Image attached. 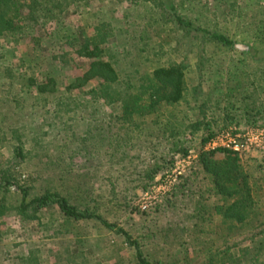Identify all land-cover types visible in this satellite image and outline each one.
<instances>
[{
  "label": "trees",
  "instance_id": "16d2710c",
  "mask_svg": "<svg viewBox=\"0 0 264 264\" xmlns=\"http://www.w3.org/2000/svg\"><path fill=\"white\" fill-rule=\"evenodd\" d=\"M90 1L0 0V71L6 79H16V89L42 110L41 126L36 130H25L22 123L8 126L0 119V137L9 138L11 150L0 161V219L12 212L18 221L29 222L32 231L74 237L75 250H67L69 253L83 252L85 245L78 233L95 226L122 238L132 254L127 264H167L149 259L143 252L150 239H160L157 230L162 228L147 227L136 239L114 217L126 206V193L135 178L145 188L162 167L159 163L166 162L167 153L185 155L189 151L186 127L201 129L194 164L179 185L183 199L193 204L186 216L203 222L217 217L213 228L217 236L225 239L246 231L249 243L237 246L236 253L225 246L200 264H264V229H259L257 238L254 232L259 221H264V172L259 165H243L231 149H204L213 134L210 122L204 117L191 121L184 109L195 93V88L188 92L186 83L191 63L201 82L205 63L212 60L205 54L207 45L244 55L254 48L239 49L227 35L191 18L182 11L184 0H104L123 8L145 7L148 13L145 32L131 36L134 52L124 47L116 53L112 46L123 42L117 41L119 35L113 32L111 21L94 14L95 21L89 23L84 17ZM259 1L264 14V0ZM254 26L253 39L262 43L263 15ZM60 67L79 72L67 79V74H55L54 69ZM78 120L87 121L81 138L88 135L92 141L97 137L106 141L119 161V168H112L98 188L94 165L89 171L79 164L94 143L82 140L71 145ZM91 121L97 124L90 126ZM64 131L69 132L67 139L62 137ZM144 140L152 147L160 145L162 152L152 164L135 165V145ZM124 171L134 177L127 178ZM178 210L175 214H182ZM173 226L179 222L162 229L165 239L177 235L175 229H187ZM38 250L28 248L19 260L22 264L42 263ZM97 259L100 264L104 261Z\"/></svg>",
  "mask_w": 264,
  "mask_h": 264
},
{
  "label": "rangeland",
  "instance_id": "374dc122",
  "mask_svg": "<svg viewBox=\"0 0 264 264\" xmlns=\"http://www.w3.org/2000/svg\"><path fill=\"white\" fill-rule=\"evenodd\" d=\"M183 4L182 11L187 12L191 18L199 19L203 26L227 35L234 40L235 46L239 49L250 46L255 50L244 55L235 49L211 48L207 45L205 54L212 56V60L205 63L201 82L197 79L191 63L193 59H190L192 66L189 68L186 83L188 92L195 88V93L192 94L193 98L189 99L190 105L184 107L188 118L191 121L194 118L202 121L204 117V120L210 122L213 134L203 145L204 149L219 145L230 149L217 140L225 132L239 137L241 134H249L264 128V40L261 43L252 36L255 29V26L252 27L253 24L255 22L257 24L262 15L264 18L263 3L259 0H184ZM85 10H89L88 14H84L89 23L95 21L94 14L111 21L113 32L119 35L116 40L123 42L112 46L114 52L119 53L116 50H123L124 47L134 52L135 43L131 36H135V32H145L143 26L147 20L145 15H148L145 7L132 5L123 8L107 4L104 0H91ZM70 24L67 27L70 26L72 29L73 25ZM54 71L56 75L60 73V76L67 74L68 79L70 75L77 74L79 69L60 67ZM10 81L0 71V110L4 111L0 119H5L8 126L22 123L25 130H36L41 126L42 110L38 106H33L30 97L25 98L23 91L16 89V79L11 81V84ZM99 112L103 114L104 111L99 110ZM86 122L85 120L76 122L77 127L74 131L76 140L73 139L71 145L74 146L77 142L81 144ZM93 124L97 122L91 121L90 126H94ZM100 124L102 125V121ZM200 130L194 131L193 128L186 127L184 136L189 142V151L185 155L171 154L163 150L167 153H165L166 162L159 163L162 167L145 188L139 187V184H136L137 177L135 178V182L131 183L132 188L126 193V206L114 217L118 225L136 239H139L147 227L152 230L157 227L165 230L175 222H179V226L172 228L181 226L187 228L180 232L175 229V233L178 234L174 236L170 234L167 239L164 237V231L158 229L161 234L160 239H150V243L143 246V252L149 259L164 260L167 264H200L209 254L215 255L225 246H229V252L236 253L237 246L249 243V234L246 231L225 239L217 236L213 229L218 223L217 217L212 218V221L203 222L196 217L186 216V209L192 208L193 204L183 199L179 185L182 183L183 175L187 174L194 164ZM87 136L83 140L85 144L92 141L87 139ZM62 137L67 139L69 132L64 131ZM5 138L7 140L0 137V161H4L11 154L8 144L10 140L6 135ZM248 138V143H257L255 136L250 135ZM211 140L217 141L211 145ZM92 142L94 144L90 153L84 156L88 162L82 159L79 160L82 162L79 164L81 168L84 167L83 169L89 171L94 165V182L97 183L98 188L112 174L111 169L119 168L120 165L118 159L113 157L112 149L108 148L106 141L102 143L97 137ZM160 152H162L160 145L152 147L145 140L138 142L135 145V165H139L140 162L152 164ZM237 154L243 165L249 166L248 168L259 165L260 171L264 172V148L255 147L251 143L245 150L237 151ZM221 156V153H216L217 158ZM83 169L79 170L83 171ZM22 171H26V168ZM123 174L127 178L134 177L127 176L125 171ZM11 190H14V187H11ZM178 209L182 210V214L180 212L175 214ZM181 218L184 220L180 221ZM259 223L261 225L254 231L255 238L260 232L259 229H264V221L261 220ZM0 227L2 228L0 229V264H22L19 260L20 256L26 254L27 249L32 246L39 249L37 255L42 262L40 264H100L97 258L104 260L102 264L112 262L127 264L132 255L120 236L113 231L100 230L95 226H87L78 233V238L85 245L82 253L80 251L72 253L75 250L72 241L74 237L45 230L32 231L29 222L18 221L12 212L0 219ZM67 250L72 252L69 253Z\"/></svg>",
  "mask_w": 264,
  "mask_h": 264
},
{
  "label": "built area",
  "instance_id": "2783aa9c",
  "mask_svg": "<svg viewBox=\"0 0 264 264\" xmlns=\"http://www.w3.org/2000/svg\"><path fill=\"white\" fill-rule=\"evenodd\" d=\"M255 136L257 143L249 142V136ZM237 135L230 134L225 132L220 138L218 137L217 140L229 147L233 151H242L247 148L248 145L253 143L255 147L264 148V128L258 129L256 132H249V134H241L239 137ZM217 140H211L210 144L214 145ZM220 146V145H219ZM216 147V146H215Z\"/></svg>",
  "mask_w": 264,
  "mask_h": 264
}]
</instances>
